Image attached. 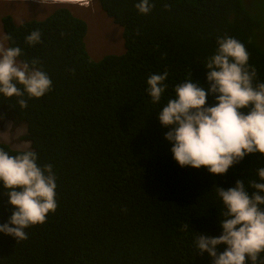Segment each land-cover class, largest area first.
Segmentation results:
<instances>
[{"label":"trees","instance_id":"trees-1","mask_svg":"<svg viewBox=\"0 0 264 264\" xmlns=\"http://www.w3.org/2000/svg\"><path fill=\"white\" fill-rule=\"evenodd\" d=\"M93 1L123 29L124 41L122 53L97 61L87 50L86 21L66 7L21 24L2 18L8 47L22 49V62L39 61L52 81L43 97L25 93L26 107L0 94V114L25 126L21 139L39 166H53L57 208L26 229V240L0 233V264H214L196 243L197 235L223 233L226 209L215 187L244 179L254 192L249 182L259 181L264 154L247 155L223 175L181 167L159 114L178 84L193 78L209 87L204 64L217 37L242 42L264 82V0H151L146 15L135 7L140 0ZM35 30L42 42L33 47L25 37ZM165 71L167 89L153 104L147 79ZM214 104L209 95L207 106ZM6 192L0 182V225L15 211ZM255 264H264V253Z\"/></svg>","mask_w":264,"mask_h":264},{"label":"clouds","instance_id":"clouds-1","mask_svg":"<svg viewBox=\"0 0 264 264\" xmlns=\"http://www.w3.org/2000/svg\"><path fill=\"white\" fill-rule=\"evenodd\" d=\"M87 1V0H85ZM136 9L149 14L155 7L151 0H140ZM170 6L165 4V8ZM10 39V37L8 38ZM30 46L41 43L39 30L25 37ZM217 49L204 66L208 88L193 78L175 87V98L168 99L160 110L162 126L170 128L165 138L171 142V152L181 167L202 166L216 175H223L247 155L264 154V82L258 80L255 66L244 44L225 35L217 37ZM23 55L19 46L0 44V94L17 97L26 107L29 98H40L52 90V81L42 69L18 58ZM168 72L150 74L147 92L153 104H159L167 89ZM22 85L23 87H18ZM215 98L214 106H207L208 96ZM259 181L252 180L249 192L244 179L227 190L215 187L223 201V233L219 237L197 235L196 248L207 252L214 264H253L264 253V167L257 169ZM0 182L9 203L14 207L10 220L0 225V233L18 242L28 239L26 229L46 222L57 208L56 177L51 164L38 165V154L24 150L10 155L0 148ZM228 245L218 254L217 246Z\"/></svg>","mask_w":264,"mask_h":264},{"label":"rangeland","instance_id":"rangeland-1","mask_svg":"<svg viewBox=\"0 0 264 264\" xmlns=\"http://www.w3.org/2000/svg\"><path fill=\"white\" fill-rule=\"evenodd\" d=\"M58 7H66L75 16L86 21L88 32L85 41L93 60L97 61L105 55L120 54L124 51L123 29L115 24L113 19L93 0H79L76 3L48 0H0V44L8 47L2 25L4 16L10 15L15 24H21L32 19L41 20ZM99 35H103V44L96 43ZM25 133L24 125H15L7 116L0 114V142L16 150L29 149V142L21 139Z\"/></svg>","mask_w":264,"mask_h":264},{"label":"bare ground","instance_id":"bare-ground-1","mask_svg":"<svg viewBox=\"0 0 264 264\" xmlns=\"http://www.w3.org/2000/svg\"><path fill=\"white\" fill-rule=\"evenodd\" d=\"M48 1H52V2H69V3H76V1L79 0H48ZM82 1V0H81ZM103 35H99L96 39V43L98 44H103Z\"/></svg>","mask_w":264,"mask_h":264}]
</instances>
